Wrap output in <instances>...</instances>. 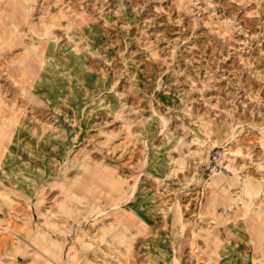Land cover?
Wrapping results in <instances>:
<instances>
[{
  "label": "rangeland",
  "instance_id": "374dc122",
  "mask_svg": "<svg viewBox=\"0 0 264 264\" xmlns=\"http://www.w3.org/2000/svg\"><path fill=\"white\" fill-rule=\"evenodd\" d=\"M0 82V264H264V0H0Z\"/></svg>",
  "mask_w": 264,
  "mask_h": 264
},
{
  "label": "crops",
  "instance_id": "0c3cea01",
  "mask_svg": "<svg viewBox=\"0 0 264 264\" xmlns=\"http://www.w3.org/2000/svg\"><path fill=\"white\" fill-rule=\"evenodd\" d=\"M52 69L46 70V71H44V69H41L40 71H38L36 78L34 80L33 87H31L32 89L31 88L30 89H31L32 93H34L39 99L46 100L47 102H49V104H50V101L52 102V100L55 102V103L52 102L53 105H48V106H51V108L56 113H58V115L55 116V120H54L53 124H55V123L59 124L58 118L65 119L66 122L74 124V121L77 120V117L76 116L72 117V115H70V110H72L73 114L76 115L77 110H78L76 108H78V107L75 104H70V102H68V99H69L71 94H69V96H68V94L65 95L66 93H64V94L59 93L60 90L61 91L64 90L65 92H67V91H69V88H62V87H60V85H57L53 82L54 76L52 74L53 73ZM4 88L6 89V87H4ZM8 91H12V93H13V92L17 91V88L15 86H12V87H9ZM11 96L13 97V94ZM11 96L8 97L10 102H11ZM63 96H65V97L62 98ZM14 98H16V95H14ZM9 106H10V104H9ZM13 107H14V109L7 112L8 114H11L14 112L16 113L17 108H16V106H13ZM73 107H76V108H73ZM79 119L80 118H78V121H79ZM24 122H25V120H24ZM17 129L19 130L20 128H17ZM62 131L66 132L67 130L63 129ZM49 134L40 136V139L44 138V140H48L49 137L47 135H49L53 139H57V136L54 135L55 133H49ZM73 139H76V138L73 137ZM54 141H56V140H54ZM41 144H43V142ZM67 146L69 147V145H67ZM43 147H44V145L41 146V148H43Z\"/></svg>",
  "mask_w": 264,
  "mask_h": 264
},
{
  "label": "bare ground",
  "instance_id": "6f19581e",
  "mask_svg": "<svg viewBox=\"0 0 264 264\" xmlns=\"http://www.w3.org/2000/svg\"><path fill=\"white\" fill-rule=\"evenodd\" d=\"M48 33H49V30H48ZM47 34V33H46ZM53 36H51V35H47V37H46V43H45V46L44 47H46V45H47V43H48V45L50 46V44H51V42L52 41H54L55 39H53L52 38ZM53 39V40H52ZM44 42V41H43ZM74 48V47H73ZM48 50V46H47V48H45V51H47ZM66 51H68V53L71 55V58L72 57H74V52L72 51V49H67ZM77 52V51H76ZM41 54H42V52H41ZM45 55H46V53H45ZM62 55V54H61ZM36 56H37V53H36ZM31 58V57H30ZM64 59V58H63ZM67 59H69V58H67ZM72 59H74V58H72ZM33 60V59H32ZM42 61H43V63H46V61L47 60H45L44 58L42 59ZM75 61V60H74ZM20 62V61H19ZM32 63V62H31ZM75 65H76V67H77V63H75ZM25 75V74H24ZM28 76V75H27ZM24 78V77H23ZM32 81V80H31ZM21 84H23V83H21ZM8 121H10L11 122V120H8ZM5 122V123H3V125H2V129L0 130L1 131V133L3 132V133H6V132H4V130L5 129H7V126L10 124V122ZM2 136V135H1ZM2 138V137H1ZM4 143V142H3ZM10 155V154H9ZM8 155V156H9ZM7 156V157H8ZM28 158V157H27ZM21 161H22V163L23 162H30L31 160H30V158H28V159H26L25 157L24 158H21ZM24 176L26 175V174H23ZM95 175V177H97V179H98V181L100 180L101 181V192L103 193V194H106L107 192H108V189H107V184L108 185H110L109 184V180H108V177L106 176V175H104V174H97V173H95L94 174ZM37 181V179H35L34 180V178H32L31 179V183H35ZM96 184H97V181H96ZM65 185V184H64ZM99 192V191H98ZM76 195V194H75ZM96 195V194H95ZM73 196V195H72ZM81 198V197H80ZM67 199V198H66ZM62 203V202H61ZM75 204V203H74ZM83 204V203H82ZM117 206H120L121 207V209H122V211H123V208H122V205H120V203L118 202V203H116V205H115V207H117ZM91 208V207H90ZM108 211V210H107ZM121 211V210H120ZM106 213V207H102V209H100V213L99 214H102V213ZM110 212V211H109ZM90 213V212H89ZM67 215V214H66ZM91 215H93V214H91ZM27 216H28V213H27ZM107 216V215H106ZM95 217H96V215H95ZM102 217V216H101ZM105 217V216H104ZM87 218V217H86ZM94 218V217H93ZM85 219V218H84ZM90 219H91V217H90ZM32 221V220H31ZM67 221V220H66ZM79 221H81V220H79ZM87 221V220H86ZM90 221V220H89ZM84 222H85V220H84ZM29 224V223H28ZM78 224V223H77ZM31 226V225H30ZM56 226V225H55ZM83 226V225H82ZM52 227V226H51ZM42 229V228H41ZM64 229V228H63ZM47 230V229H46ZM30 231H31V229H30ZM27 232V231H26ZM43 235V234H42ZM31 236V235H30ZM40 236V235H39ZM23 237V236H22ZM41 237V236H40ZM43 237V236H42ZM24 238V237H23ZM34 238V237H33ZM42 239H44V238H42ZM31 241H32V239H31ZM48 241V240H47ZM34 242V241H33ZM57 242V241H56ZM42 243V242H41ZM75 244V243H74ZM35 245V244H34ZM52 245V244H51ZM40 246V245H39ZM60 246H62V245H60ZM28 247V246H27ZM44 247V246H43ZM23 248V247H22ZM21 248V249H22ZM62 248V247H61ZM40 250V249H39ZM47 250V249H46ZM49 250V249H48ZM33 252V251H32ZM45 252V251H44ZM49 252V251H48ZM53 252V251H52ZM71 252V251H70ZM39 254V253H38ZM51 254V253H50ZM42 256V255H41ZM38 257V256H37ZM67 257H68V255H67ZM34 258V257H33ZM39 258V257H38ZM44 258V257H43ZM55 258V257H54ZM35 259V258H34ZM54 260V259H53ZM57 260V259H56ZM67 260V259H66ZM33 261V260H32ZM54 262V261H53ZM40 264V263H39Z\"/></svg>",
  "mask_w": 264,
  "mask_h": 264
}]
</instances>
